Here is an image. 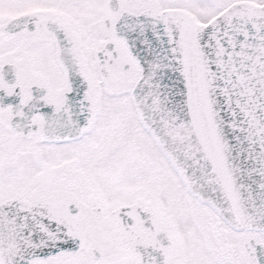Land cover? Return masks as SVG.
<instances>
[{
    "label": "snow or ice",
    "instance_id": "snow-or-ice-1",
    "mask_svg": "<svg viewBox=\"0 0 264 264\" xmlns=\"http://www.w3.org/2000/svg\"><path fill=\"white\" fill-rule=\"evenodd\" d=\"M0 264H264V0H0Z\"/></svg>",
    "mask_w": 264,
    "mask_h": 264
}]
</instances>
